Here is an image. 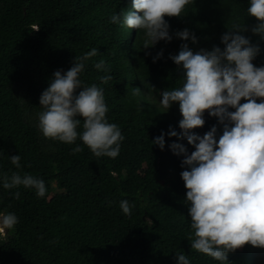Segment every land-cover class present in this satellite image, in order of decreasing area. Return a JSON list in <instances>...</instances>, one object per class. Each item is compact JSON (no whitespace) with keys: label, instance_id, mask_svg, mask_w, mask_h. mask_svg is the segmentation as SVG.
Returning a JSON list of instances; mask_svg holds the SVG:
<instances>
[{"label":"trees","instance_id":"obj_1","mask_svg":"<svg viewBox=\"0 0 264 264\" xmlns=\"http://www.w3.org/2000/svg\"><path fill=\"white\" fill-rule=\"evenodd\" d=\"M248 0H194L182 17H167L170 42L141 48L137 30L109 23V17L130 10V0H0V173L18 171L45 181L46 194L33 189L0 187V211L18 217L13 231L0 240V264H176L185 254L190 264H219L194 249L185 188L180 178L182 156L168 145L169 126L179 135L178 104L163 113L159 93L179 87L183 70L169 56L187 43L194 53L223 49L221 36L233 24L259 48L252 61L264 66V40L251 29ZM188 29L196 37L182 41L175 33ZM92 48L97 56L85 63L84 85L99 84L103 72L93 65L103 60L113 79L103 85L106 117L121 129L124 140L116 158L94 157L82 142V152L44 138L37 128L41 93L55 71L66 72L74 58ZM162 57L153 63V57ZM79 91V90H77ZM244 101L241 100V103ZM203 136L216 118L204 113ZM80 129H78L79 131ZM165 133L160 150L151 141ZM19 155L21 168L8 158ZM19 191V198L13 193ZM127 199L131 214L119 202ZM264 249L248 244L230 252L228 264H259Z\"/></svg>","mask_w":264,"mask_h":264},{"label":"clouds","instance_id":"obj_2","mask_svg":"<svg viewBox=\"0 0 264 264\" xmlns=\"http://www.w3.org/2000/svg\"><path fill=\"white\" fill-rule=\"evenodd\" d=\"M193 2L130 0V10L112 14L109 23L137 30L143 36L141 48L149 49L159 41L172 39L164 17H182L186 6ZM246 13L257 21L252 33L264 40V0H248ZM244 31L235 23L228 28L220 38L223 49L214 46L194 53L187 43L181 44L178 54L169 59L182 68V82L179 87L159 93L163 113L178 104L182 117L179 135L169 126L167 136L184 139L194 149L189 154L180 143L168 145L173 155L183 157L180 178L194 236L191 249L219 264H228V254L245 244L264 249V66L252 63L259 48L242 35ZM175 35L196 43L188 29ZM97 54V49L92 48L75 57L66 72L53 73L39 97L42 110L37 116V128L46 139L75 145L73 154L84 150L76 144L79 140L94 157L114 159L124 136L119 126L106 117L103 85L113 77L100 60L93 65L104 73L99 84L84 85L80 79L85 63ZM161 57L162 52H158L153 63ZM205 112L216 118L221 134L215 125L203 136L193 131L204 126ZM151 143L163 150L165 133L162 131ZM8 159L16 169L21 168L19 155ZM0 187L33 189L37 197H44L47 191L43 179L18 171L11 175L0 173ZM13 195L19 198L20 193ZM119 207L124 214H131L127 199H122ZM17 223L14 213L0 211V235L13 231ZM175 259L176 264H190L183 253Z\"/></svg>","mask_w":264,"mask_h":264},{"label":"rangeland","instance_id":"obj_3","mask_svg":"<svg viewBox=\"0 0 264 264\" xmlns=\"http://www.w3.org/2000/svg\"><path fill=\"white\" fill-rule=\"evenodd\" d=\"M5 235H0V240L2 241ZM259 264H264V255H262L259 259Z\"/></svg>","mask_w":264,"mask_h":264}]
</instances>
